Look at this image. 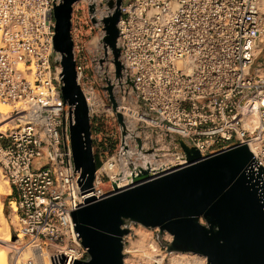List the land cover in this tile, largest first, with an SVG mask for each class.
I'll list each match as a JSON object with an SVG mask.
<instances>
[{
  "label": "built area",
  "instance_id": "1",
  "mask_svg": "<svg viewBox=\"0 0 264 264\" xmlns=\"http://www.w3.org/2000/svg\"><path fill=\"white\" fill-rule=\"evenodd\" d=\"M57 2L0 0V101L12 106L9 125L0 130V168L18 217L15 245L19 253L32 245L13 264H40V257L46 264L45 252L51 264L53 257L58 264L85 260L88 247L73 212L124 188L121 174L110 173L106 163H123L130 183L142 169L153 179L191 164L179 139L199 151L198 161L248 145L247 177L264 204V62L258 61L264 0H124L118 44L127 72L120 75L112 50L100 41L112 10L107 0L85 1L98 40L87 45L83 64L71 28L76 80L91 129L103 130L92 132V140L114 137L102 151L92 146L102 160L91 187L79 184L75 169L74 105L63 98V54L54 51ZM85 67L92 70L90 82ZM116 111L124 116V136ZM111 123L118 124L115 131ZM26 237L31 241L22 242Z\"/></svg>",
  "mask_w": 264,
  "mask_h": 264
},
{
  "label": "water",
  "instance_id": "2",
  "mask_svg": "<svg viewBox=\"0 0 264 264\" xmlns=\"http://www.w3.org/2000/svg\"><path fill=\"white\" fill-rule=\"evenodd\" d=\"M78 1L55 3L54 51L63 54V98L74 105L70 132L75 169L81 172L79 184L91 187L97 165L88 105L76 80L71 34L73 4ZM107 3L112 12L104 19L105 34L100 41L112 50L120 75L127 72L118 44L124 0ZM90 10L94 11V4ZM129 83L135 90L133 80ZM116 113L124 136V116ZM179 142L191 164L153 179L148 169H142L133 175L134 186L73 212L76 230L88 247V257L74 264H126L125 240L132 224L158 228L157 238L169 253L203 254L207 264H264V204L247 177L246 168L253 158L248 145L198 161L199 151L182 139ZM165 232L173 234L170 241L163 240ZM56 259L53 264H58Z\"/></svg>",
  "mask_w": 264,
  "mask_h": 264
},
{
  "label": "bare ground",
  "instance_id": "3",
  "mask_svg": "<svg viewBox=\"0 0 264 264\" xmlns=\"http://www.w3.org/2000/svg\"><path fill=\"white\" fill-rule=\"evenodd\" d=\"M82 1L85 2L86 0H82ZM96 36L97 35H94L93 36L94 38L92 37L89 40L91 44L89 46L97 45L98 37ZM259 72L263 73V69H259ZM11 111H12V106H10L9 104L5 105L4 103L0 102V116L1 113H4L3 118H1L3 122L2 121L0 122L2 123V126H4V128H1L0 125V130L6 129V127L9 125L7 124L9 121L6 120H8V118L10 117ZM253 117L254 119H258L259 113L255 112ZM250 128L253 129L254 126H251ZM106 166L110 167L109 170L110 173L121 174L120 177L122 180L121 187L122 186L124 187L122 188L123 190H126L134 186V182L130 183L131 178L128 175V169L123 163H120L117 160V163H114L113 166H110L109 163H106ZM159 168L160 167H156V169ZM148 180L149 179L143 180L135 184H141ZM10 191H11V187L9 185V182L3 179L2 174L0 172V194L10 193ZM135 231L137 232L139 237L135 240L131 239L130 244L127 245L126 250L124 251L126 253H129L124 257V262L127 264H207V257L205 255L191 251H184V252L174 251L173 253L171 252L168 261H165V252L160 249L157 241L154 239L152 231L145 228V226L144 227L140 226ZM166 233H165L166 235L165 238L171 240L173 238V234L169 232ZM15 236L17 237V235ZM12 244H13V238L10 230V223L3 212V201L0 198V264H13V262H15L16 259H18L19 262H22L30 255L31 251L29 252V250L31 249L29 247L25 249L24 247H22L23 249L21 248L22 251L21 253H19L20 251H17V247L16 246L12 247ZM44 256H45L44 260L46 264H51L47 252H45ZM42 259L43 257L39 258L40 264L43 263Z\"/></svg>",
  "mask_w": 264,
  "mask_h": 264
},
{
  "label": "rangeland",
  "instance_id": "4",
  "mask_svg": "<svg viewBox=\"0 0 264 264\" xmlns=\"http://www.w3.org/2000/svg\"><path fill=\"white\" fill-rule=\"evenodd\" d=\"M128 1L129 0H125V2H128ZM72 21H73V25H72L73 37L75 39L76 44H79L80 48L82 49V52L79 54L80 55L79 62H82L83 64H87V62H88L87 61V57H86L87 54H88L87 45H91L89 40L92 38V36L99 29L98 28H94V30L91 29V26H90L91 23L89 22V19H88V7H87V5H86V3L84 1L81 0L77 4L74 5V11H73ZM262 47H263V51L260 54L258 61L264 62V37H263ZM84 72H85L86 81L87 82H90L91 81L92 70L85 67V71ZM1 103H3V102H1ZM3 115H4V113H1L0 122L2 121L1 118H3ZM117 127H118V124L117 123L116 124H113V123L109 124V128H110L111 131H115L117 129ZM1 128H4V126H1ZM101 131H103V130H101V128H96V130H92L93 135H96V136H99V134L101 133ZM105 140L106 141L104 143H101V141L99 139H94L93 140V145L95 147H98L99 150L102 151L104 149V147H106V144H110V145L113 144L114 137L113 136H110V137L105 138ZM112 147L113 146H111V148ZM218 147H219V145L216 146V148H218ZM100 151L95 154V158L98 159L99 161L102 160V156L100 155ZM0 172L2 174L3 179L4 180H7V178L4 175L3 171L1 170V168H0ZM107 190H109V189H107ZM11 192H12V190L10 191V193H1L0 194V198L3 201V212H4L7 220L10 223V230H11L12 238H13L12 247H14V246H16L15 244H17L16 241H15L16 236L14 235V224H17L18 217H16V215L12 212L11 207L9 205V200L11 198V196H10ZM202 222L205 223V220L203 218H202ZM140 226L144 227L141 224H132L130 226L131 231L126 236V240H125L126 241V245H125L124 251L126 250L127 245L130 244V240L131 239L132 240H135V239H137L139 237V235L137 234V232L135 230L137 228H139ZM145 228H147V229H149V230L152 231L153 236H154V239L157 241L160 249L165 252V261H168L171 253H169L167 251V248H165V246H163L161 244V242L158 240L157 233L159 232V229L158 228H154L153 229V228H149V227H145ZM166 234H168V233H166ZM165 237H166V235L163 238L164 241H170V240L166 239ZM23 241L25 243H28L31 240H30L29 237H26V238H24V240H22V242ZM27 247H29L31 249L32 248V245L27 246ZM27 247H24V249L27 248ZM18 249H17V251H20ZM22 249H21V251H22ZM30 251L31 250H29V252ZM128 254L129 253H126L125 252V255H128Z\"/></svg>",
  "mask_w": 264,
  "mask_h": 264
},
{
  "label": "trees",
  "instance_id": "5",
  "mask_svg": "<svg viewBox=\"0 0 264 264\" xmlns=\"http://www.w3.org/2000/svg\"><path fill=\"white\" fill-rule=\"evenodd\" d=\"M96 165H97V168H99L101 165V162L98 159H96Z\"/></svg>",
  "mask_w": 264,
  "mask_h": 264
}]
</instances>
